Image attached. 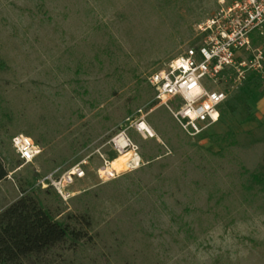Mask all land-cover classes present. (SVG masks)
<instances>
[{
  "label": "rangeland",
  "instance_id": "1",
  "mask_svg": "<svg viewBox=\"0 0 264 264\" xmlns=\"http://www.w3.org/2000/svg\"><path fill=\"white\" fill-rule=\"evenodd\" d=\"M220 7V0H0V154L21 161L11 144L19 134L42 150L0 183V212L21 187L64 213L93 193L102 241L73 264H264V80L218 82L229 93L221 120L196 137L149 84L198 44L199 25ZM252 40L264 52V29ZM139 118L154 138L128 122ZM122 131L139 147L140 165L129 161L102 179V157L119 156L110 141ZM80 162L86 176L68 203L35 187Z\"/></svg>",
  "mask_w": 264,
  "mask_h": 264
},
{
  "label": "built area",
  "instance_id": "2",
  "mask_svg": "<svg viewBox=\"0 0 264 264\" xmlns=\"http://www.w3.org/2000/svg\"><path fill=\"white\" fill-rule=\"evenodd\" d=\"M220 4V10L199 25L198 44L149 78L156 100L191 137L202 135L221 120L229 93L218 89V82L228 79L238 87L251 75L264 80V52L255 48L252 40L264 29V0H220ZM128 122L144 138L155 137L144 118ZM11 144L24 164L34 163L42 152L38 144L22 134L14 136ZM110 145L119 156L131 153L130 163L140 165L139 147L125 131L115 135ZM102 159L100 176L110 180L115 177L108 172L112 160ZM84 164L54 169L41 176L35 187L51 190L68 203L76 196L73 187L86 176Z\"/></svg>",
  "mask_w": 264,
  "mask_h": 264
},
{
  "label": "trees",
  "instance_id": "3",
  "mask_svg": "<svg viewBox=\"0 0 264 264\" xmlns=\"http://www.w3.org/2000/svg\"><path fill=\"white\" fill-rule=\"evenodd\" d=\"M136 78L138 85L143 83ZM8 160L0 154V183L21 163ZM253 177L260 181L257 175ZM92 194L78 197L75 209L64 213L21 187V197L0 212V264H73L78 258L81 262L89 259L102 241L100 222L89 200Z\"/></svg>",
  "mask_w": 264,
  "mask_h": 264
},
{
  "label": "bare ground",
  "instance_id": "4",
  "mask_svg": "<svg viewBox=\"0 0 264 264\" xmlns=\"http://www.w3.org/2000/svg\"><path fill=\"white\" fill-rule=\"evenodd\" d=\"M131 159V153L123 154L115 158L112 162L110 167L108 168V172L110 174H120L127 170L129 166V161Z\"/></svg>",
  "mask_w": 264,
  "mask_h": 264
}]
</instances>
